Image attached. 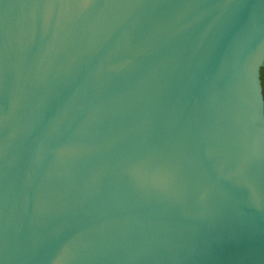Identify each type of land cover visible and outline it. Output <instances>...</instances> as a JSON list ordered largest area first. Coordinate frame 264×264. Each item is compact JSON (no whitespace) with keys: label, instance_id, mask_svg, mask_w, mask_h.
<instances>
[{"label":"water","instance_id":"obj_1","mask_svg":"<svg viewBox=\"0 0 264 264\" xmlns=\"http://www.w3.org/2000/svg\"><path fill=\"white\" fill-rule=\"evenodd\" d=\"M264 0H0V264H264Z\"/></svg>","mask_w":264,"mask_h":264},{"label":"trees","instance_id":"obj_2","mask_svg":"<svg viewBox=\"0 0 264 264\" xmlns=\"http://www.w3.org/2000/svg\"><path fill=\"white\" fill-rule=\"evenodd\" d=\"M264 66L261 67L260 69V79H261V84H262V91H263V97H264Z\"/></svg>","mask_w":264,"mask_h":264},{"label":"clouds","instance_id":"obj_3","mask_svg":"<svg viewBox=\"0 0 264 264\" xmlns=\"http://www.w3.org/2000/svg\"><path fill=\"white\" fill-rule=\"evenodd\" d=\"M256 84L258 88H261V84H260V68L258 67L256 69Z\"/></svg>","mask_w":264,"mask_h":264},{"label":"snow or ice","instance_id":"obj_4","mask_svg":"<svg viewBox=\"0 0 264 264\" xmlns=\"http://www.w3.org/2000/svg\"><path fill=\"white\" fill-rule=\"evenodd\" d=\"M262 69H264V68H262Z\"/></svg>","mask_w":264,"mask_h":264}]
</instances>
